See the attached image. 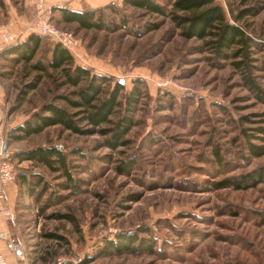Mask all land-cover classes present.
Masks as SVG:
<instances>
[{
  "label": "rangeland",
  "instance_id": "1",
  "mask_svg": "<svg viewBox=\"0 0 264 264\" xmlns=\"http://www.w3.org/2000/svg\"><path fill=\"white\" fill-rule=\"evenodd\" d=\"M217 1L229 23L236 22L252 39L248 58L217 60L206 41L185 40L169 19L143 11L127 8V26L116 32L80 30L51 11L54 25L78 41L74 62L110 79L100 86L98 103L119 78L126 79L121 102L135 80L141 82L140 97L132 112L122 103L112 124L100 127L111 128L123 115L132 120L125 137L129 144L116 151L98 132L74 134L61 127L10 140L7 150L14 155L59 145L73 182L62 171L12 156L14 173H25L27 180L41 176L48 186L31 190L15 175L18 194L9 231L22 249L18 264H264V184L240 191L213 187L264 166V155L249 157L241 136V129L252 130L264 118V104L245 83L249 77L264 91V0ZM245 10L252 13L233 19ZM11 14L22 18L20 29L33 20L34 9L27 0H0V25ZM107 14L120 23L117 15ZM154 23L158 28L145 33ZM46 43L29 64L0 58L5 123L19 124L52 101L76 112L58 99L78 100V88L65 85L59 72L41 73L29 89L39 76L31 65L47 55ZM239 60L243 65L236 68L233 62ZM79 127L91 130L84 121ZM215 147L226 162L220 170L212 156ZM129 157L134 167L128 175L118 174L116 166ZM121 233L152 243L154 254L103 253L106 241Z\"/></svg>",
  "mask_w": 264,
  "mask_h": 264
},
{
  "label": "trees",
  "instance_id": "2",
  "mask_svg": "<svg viewBox=\"0 0 264 264\" xmlns=\"http://www.w3.org/2000/svg\"><path fill=\"white\" fill-rule=\"evenodd\" d=\"M127 8L169 19L175 30L179 31L181 38L185 40L206 41L205 45L208 46V49L211 50L217 60H236L244 57L248 58L250 55L249 49L250 45L253 44L252 39L246 35L243 28L236 22L234 24L229 23L224 8L217 0H123L121 4L111 2L102 8L84 9L82 12L62 7H55L52 10L58 13L60 22L75 24L80 30L116 32L127 26L128 16L125 13ZM107 12L117 15L120 23L116 24ZM248 13L251 14L252 11L245 10L238 16L233 17V19L238 21L241 15H249ZM157 28L158 24L156 23L148 24L144 31L148 33ZM43 38L31 35L24 42L17 43L1 51L0 58L14 54L15 57L10 59L11 62L14 64H29L34 61L39 50L42 49V43H46ZM52 43H49L50 45L46 43L48 45L45 50L47 55H43L40 58L41 60H36L31 65V68L39 76L36 78V83L31 85L29 89L36 87L40 81L39 79H41V73L47 70L59 72L65 78V85L78 88V92L76 93L78 100H72L64 96H59L58 99L63 100L76 112H68L56 104V101L47 102L42 105L38 112L31 114L22 125L5 132L6 142L9 143L10 140L20 141L32 135L37 136L48 128L61 127L63 130L74 134L98 132L106 137L105 146L111 151H116L120 147H126L129 141L125 137L133 127V122L128 116L123 115L113 123L111 128L102 129L100 127L112 124L111 117L119 107L121 108L122 103L126 106V111H131L130 107H134L136 99L140 97L138 84H141V82L135 80L132 83L130 92L127 93L123 102L119 100V94L123 86L116 84L112 92L98 103V97L101 94L100 86L109 82L110 79L91 74L89 69L75 65L73 57L66 49L54 42ZM233 65L236 68H240L243 65V61H234ZM83 83L85 85L80 87ZM245 83L249 91L254 94L255 99L264 104V91L249 77H247ZM80 115H82L81 118ZM261 117H264V113ZM242 120L246 121L248 119L242 118ZM82 121L86 122L91 127V130H82L79 127V123ZM258 121L257 123L261 125L252 128V130L241 129L244 145L251 158H258L264 155V118ZM254 141H259L262 144L257 145ZM77 153H80V151H77ZM212 156L219 170L225 167L226 162L223 160V156L218 148L212 149ZM80 157L82 160H87L81 153ZM14 158L19 162L31 161L41 164L52 172L62 171L67 181H72L66 155L54 146H40L29 151L18 152L14 155ZM133 167L134 160L129 157L128 160H121L119 162L116 166V172L121 175H128ZM16 177H19L22 183L27 185L31 190L40 188V186L41 192L48 189L47 184L41 176L32 174L30 176L31 179L27 180L25 173H20ZM260 184H264V166L235 179L225 178L218 183H213V187L214 189L232 188L233 190L240 191L254 188ZM30 186L34 187L31 188ZM64 217L69 221L74 220L72 216ZM146 243L145 240L138 238L136 233H121L116 236L115 240L106 241L102 252L108 253L112 251L117 254H125L146 251L148 254H154V245Z\"/></svg>",
  "mask_w": 264,
  "mask_h": 264
},
{
  "label": "built area",
  "instance_id": "3",
  "mask_svg": "<svg viewBox=\"0 0 264 264\" xmlns=\"http://www.w3.org/2000/svg\"><path fill=\"white\" fill-rule=\"evenodd\" d=\"M121 4L123 0H114ZM30 6L34 9L33 20L25 25L23 28H18L17 22L10 20L0 25V48H5L17 44L23 37L36 35L47 38L52 42L60 45L67 51H74L78 46V41L75 36L67 31L56 27L52 21V9L45 5V0H27ZM118 84L125 86L126 79L119 78ZM1 89V82H0ZM55 148L60 149L59 145ZM18 152V151H16ZM13 152L7 149H0V205L3 207L5 202V187L13 183L15 180L14 167L12 164ZM2 212L5 220H11V214L4 207ZM11 249L15 253H21V246L12 241ZM80 261V260H79ZM0 264H7L6 260L0 255ZM56 264H62L57 262Z\"/></svg>",
  "mask_w": 264,
  "mask_h": 264
},
{
  "label": "crops",
  "instance_id": "4",
  "mask_svg": "<svg viewBox=\"0 0 264 264\" xmlns=\"http://www.w3.org/2000/svg\"><path fill=\"white\" fill-rule=\"evenodd\" d=\"M115 2L114 0H45V5L49 6L51 8L55 7H62L66 8L72 11L76 12H82L84 9H97V8H102L106 6L109 3ZM30 5V4H29ZM16 17V18H14ZM10 20H19L18 22L19 27L22 25V18L17 16H13L11 14ZM17 20V21H18ZM29 37V36H28ZM28 37H23L19 42H24ZM15 45V44H14ZM13 46V45H12ZM11 46H9L10 48ZM8 49V47L5 48H0V52ZM71 56L74 59L73 51H68ZM9 56L15 57L14 54L6 55V58ZM75 65L79 66L80 64L75 63ZM2 98V94L0 92V99ZM7 114V113H6ZM5 119L7 117L5 116V112L1 108V100H0V149H8L9 145L8 142H6V134L5 132H8L17 126L22 125L28 118H25L21 123L19 124H9V122L5 123ZM8 120V119H7ZM6 145V147H5ZM16 174V173H15ZM17 176V174H16ZM17 194H18V186L16 183H11L8 186L5 187V202L3 204V207L10 212L11 220L7 221L4 218L3 212H2V206L0 205V255L4 257L6 260L7 264H18L19 261L17 259L22 258V254L15 253L12 251L11 246H12V241L15 240L13 236L10 234V226L13 224V208L15 205V200L17 199ZM18 240V239H17ZM16 242V241H14ZM19 242V241H17ZM21 261V260H20Z\"/></svg>",
  "mask_w": 264,
  "mask_h": 264
},
{
  "label": "water",
  "instance_id": "5",
  "mask_svg": "<svg viewBox=\"0 0 264 264\" xmlns=\"http://www.w3.org/2000/svg\"><path fill=\"white\" fill-rule=\"evenodd\" d=\"M5 147H6V145H5Z\"/></svg>",
  "mask_w": 264,
  "mask_h": 264
}]
</instances>
